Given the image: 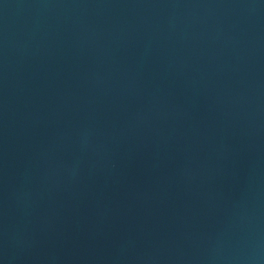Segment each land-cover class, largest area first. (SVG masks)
I'll return each instance as SVG.
<instances>
[{
	"label": "water",
	"instance_id": "water-1",
	"mask_svg": "<svg viewBox=\"0 0 264 264\" xmlns=\"http://www.w3.org/2000/svg\"><path fill=\"white\" fill-rule=\"evenodd\" d=\"M0 264H264V0H0Z\"/></svg>",
	"mask_w": 264,
	"mask_h": 264
}]
</instances>
